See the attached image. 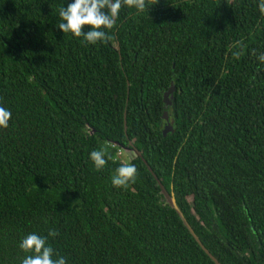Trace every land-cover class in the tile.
Here are the masks:
<instances>
[{
	"label": "trees",
	"instance_id": "1",
	"mask_svg": "<svg viewBox=\"0 0 264 264\" xmlns=\"http://www.w3.org/2000/svg\"><path fill=\"white\" fill-rule=\"evenodd\" d=\"M72 2L0 0V106L12 114L0 128V264H22V238L53 229L66 264H214L129 142L220 264H264L258 0L124 6L95 45L56 27ZM102 148L111 159L97 171L89 154ZM125 162L137 179L113 187Z\"/></svg>",
	"mask_w": 264,
	"mask_h": 264
},
{
	"label": "clouds",
	"instance_id": "2",
	"mask_svg": "<svg viewBox=\"0 0 264 264\" xmlns=\"http://www.w3.org/2000/svg\"><path fill=\"white\" fill-rule=\"evenodd\" d=\"M158 0H73L68 6L61 7L59 18L61 22L56 27L62 33H69L74 37H83L88 44L97 42L105 43L111 39L107 30L115 27L122 7L135 8L138 12L146 11L150 6L157 4ZM258 9L264 15V0H258ZM88 31H84V27ZM258 60L264 62V54L258 56ZM11 111L0 106V128L9 127ZM107 148L94 150L89 154L90 160L97 171L104 168L107 159ZM107 155V159H106ZM138 170L134 164L125 162L116 169L111 183L116 188H126L135 183ZM78 200V199H77ZM58 235L56 230H50L47 236L36 233L28 234L19 243V249L26 254L22 264H66L63 257L53 258L54 250L48 243V237Z\"/></svg>",
	"mask_w": 264,
	"mask_h": 264
},
{
	"label": "water",
	"instance_id": "3",
	"mask_svg": "<svg viewBox=\"0 0 264 264\" xmlns=\"http://www.w3.org/2000/svg\"><path fill=\"white\" fill-rule=\"evenodd\" d=\"M173 86L171 85L169 90L163 95V102L165 106H169L170 102H169V96L172 94L173 92ZM123 127H124V131L126 130V122H125V113L123 115ZM163 119L165 121V126L163 128V135H165L166 133L171 131V125L168 122V117H167V113L164 112L163 113ZM129 146L130 148H125L124 151L125 152H132L135 157H138L142 160V162L146 165L147 170L151 173V175L153 176L154 180L157 182L159 189H160V193L162 194V196L164 197L166 203L169 205V207L174 210V212L177 214V216L179 217V219L181 220L182 224L184 225V227L187 229V231L189 232V234L191 235V237L194 239V241L198 244V246L201 248V250L208 256V258L214 263V264H220L217 259H215L209 252L207 249L204 248V246L201 244V242L199 241L198 237L195 235L194 231L192 230V228L190 227V225L187 223L186 219L184 218L182 212L179 210V208L177 207L174 197L171 194H169L165 188L161 185L160 181L157 179V177L152 173L150 167L147 166L146 162L144 161V159L141 156V153L133 147L132 143L129 142Z\"/></svg>",
	"mask_w": 264,
	"mask_h": 264
},
{
	"label": "rangeland",
	"instance_id": "4",
	"mask_svg": "<svg viewBox=\"0 0 264 264\" xmlns=\"http://www.w3.org/2000/svg\"><path fill=\"white\" fill-rule=\"evenodd\" d=\"M127 156H129V155H127ZM127 158V157H126Z\"/></svg>",
	"mask_w": 264,
	"mask_h": 264
}]
</instances>
